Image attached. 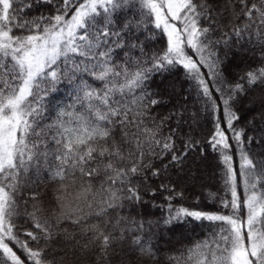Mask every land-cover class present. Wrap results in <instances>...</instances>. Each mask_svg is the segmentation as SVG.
Masks as SVG:
<instances>
[{
	"label": "snow or ice",
	"instance_id": "1",
	"mask_svg": "<svg viewBox=\"0 0 264 264\" xmlns=\"http://www.w3.org/2000/svg\"><path fill=\"white\" fill-rule=\"evenodd\" d=\"M245 36L259 63L230 79L233 37ZM177 69L212 125L203 139L182 130V111L159 112L168 99L150 82ZM61 85L70 102L48 117ZM258 90L264 0H0V264H161L151 230L192 221L205 235L167 264H264V95L249 99L259 127L238 123ZM208 152L219 209L176 207L172 169ZM158 194L160 218L134 214Z\"/></svg>",
	"mask_w": 264,
	"mask_h": 264
},
{
	"label": "trees",
	"instance_id": "2",
	"mask_svg": "<svg viewBox=\"0 0 264 264\" xmlns=\"http://www.w3.org/2000/svg\"><path fill=\"white\" fill-rule=\"evenodd\" d=\"M223 22V21H222ZM236 38L233 37V45L229 50L228 60L225 64L226 75L230 79H235L249 65H255L259 63L260 48L255 46L254 43H249L248 37L245 36L239 43L235 42ZM164 44L163 39H157L151 42V45L160 47ZM174 85V89L169 87ZM150 87L153 90L159 88L162 94L167 97L168 102L162 105L159 109L161 115H167L169 112L180 110L183 112V120L185 123L182 125L184 132L189 131L188 125L191 124V130L194 132L198 139H203L209 135L212 130V125L201 109V105L197 102L195 92L191 95H187L190 90L189 81L184 79L182 70L177 69L175 72L168 74L165 78H161L159 75L155 76L150 82ZM70 89L66 85H61L59 91L51 94L46 101L48 117H53L55 110L59 105H64L70 102ZM187 95V100L185 96ZM264 95L259 90L250 93L249 97L241 99L238 105V111L241 116V120L238 122L240 125H246L248 120L256 117V124L259 127L260 121L258 118L259 112L262 110L259 102L255 105L249 104V99L256 97L257 99ZM193 114L195 119L193 120ZM175 121L172 122L174 126ZM251 131V130H250ZM198 167H203L201 172L198 173ZM189 170L198 173L196 179L188 178ZM205 170V174L202 172ZM206 177V179H201ZM172 181L176 185L177 189L184 192V198L174 199L172 203L176 207H187L193 210H205L214 212L219 209V204L214 203L209 194L214 193L219 199L225 195L223 182L221 179L220 165L216 158V155L212 152H208L205 158L201 159L198 156H190L186 165L184 166V172L177 173L176 169H172ZM42 193L45 192V186L41 185L39 189ZM164 201L158 194L156 198L146 197V203L140 206L138 213L145 218L158 219L164 212L163 210L154 205H161ZM147 230V229H146ZM154 233H158L154 237V243L159 249V254L162 258L161 264H167L164 259L169 254H176L177 251L183 250L189 245V242L195 241L198 237H203L207 231L206 226H201L198 222L192 221L188 228H174L171 230L164 228H153L151 230ZM113 264H119V258L113 257ZM132 264H137L135 259L132 260Z\"/></svg>",
	"mask_w": 264,
	"mask_h": 264
},
{
	"label": "rangeland",
	"instance_id": "3",
	"mask_svg": "<svg viewBox=\"0 0 264 264\" xmlns=\"http://www.w3.org/2000/svg\"><path fill=\"white\" fill-rule=\"evenodd\" d=\"M200 168V169H199ZM198 173H199V171L201 172V170L203 169V167H198ZM204 174H205V170H203L202 171ZM198 173H196V175L198 174ZM196 179V178H195ZM201 179H206V177H202Z\"/></svg>",
	"mask_w": 264,
	"mask_h": 264
}]
</instances>
